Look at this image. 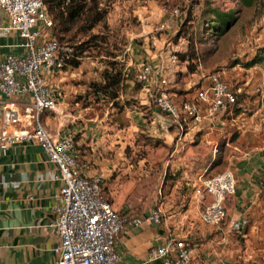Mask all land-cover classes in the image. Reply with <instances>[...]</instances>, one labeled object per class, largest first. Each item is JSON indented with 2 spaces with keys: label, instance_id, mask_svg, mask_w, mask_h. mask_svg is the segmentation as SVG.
<instances>
[{
  "label": "rangeland",
  "instance_id": "obj_1",
  "mask_svg": "<svg viewBox=\"0 0 264 264\" xmlns=\"http://www.w3.org/2000/svg\"><path fill=\"white\" fill-rule=\"evenodd\" d=\"M90 1L102 15L91 29L82 32L81 20L74 19L66 24V30L54 32L60 44L70 49L72 61L77 62L75 67L63 66L49 81L59 108L65 113H61L62 119L71 123L67 125L73 131L74 124L83 127L86 123L89 127L83 130L90 131L85 138L86 149H91L87 153L90 166L108 169L105 174L99 170L95 173L102 177L103 193L113 203L112 208L129 209L138 216L158 206L162 219L175 214L174 210L183 212L194 183L184 171L203 168L212 153L193 145L191 158L188 156L189 161L185 162L189 168L171 154L170 141L178 130L170 119L169 127L160 124L153 109L139 105L134 74L146 62L143 53L164 49L168 42L175 56L177 52L194 49L195 70L203 74L215 71L227 84L228 80L234 82L235 73L244 71L239 61L248 59L264 43V0H253L250 6L241 5L239 0ZM172 7L178 9L174 17L169 14ZM207 9L234 11L232 24L217 37L207 32L205 20L213 18ZM167 19L172 23L169 29L154 30ZM162 32V47L156 46ZM259 65L249 67L246 74L250 76ZM172 67L178 86L191 78L184 62L176 61ZM110 68L119 70L122 77L115 86L113 100L102 98L90 87L91 82L99 81L102 70ZM217 155L207 174L221 171L214 168L219 162ZM182 179L189 182L184 199Z\"/></svg>",
  "mask_w": 264,
  "mask_h": 264
},
{
  "label": "crops",
  "instance_id": "obj_2",
  "mask_svg": "<svg viewBox=\"0 0 264 264\" xmlns=\"http://www.w3.org/2000/svg\"><path fill=\"white\" fill-rule=\"evenodd\" d=\"M162 33L156 46L161 44L162 47L165 32ZM16 43L18 38L14 32L0 29V59L6 53H20L21 49L15 46ZM157 49L153 53H143V59L154 64ZM167 64L174 69L173 64ZM263 64L257 66L250 76L246 74L250 68H243L244 71L235 73L234 82L228 80L239 94L236 105L220 110L213 117L205 116L197 127L184 133L176 131L174 140L170 141L171 154L185 168H189L185 162L189 161L193 145L201 148V151L212 153L203 168L184 169V173L191 175L189 180L193 181L200 172L208 173L213 169L209 164L217 154L219 162L214 164V168L232 171L235 192L224 199L226 219L216 226L201 223L190 194L191 187L183 212L174 210L175 214L161 219L159 224L143 221L135 228L124 227L115 241L119 256L117 264H161L158 259L147 260L146 252L150 246L161 244L168 234L184 238L192 245L190 264H264ZM197 73L198 70L190 72L191 78L180 86L177 85L179 80L172 83L170 92L175 100L193 95L198 85ZM137 91L139 105L153 109L160 124H171L168 116L156 110L145 98L142 87ZM1 100L5 99L0 95ZM12 100L21 107V102L26 98L13 97ZM200 110L205 113L204 104ZM60 111L63 113L62 109ZM62 116L43 111L41 121L51 133L58 135L64 127H68L67 124H71L66 123ZM81 126L80 123L72 126L75 129L74 143L83 147L79 167L87 175L97 170L105 174L108 171L106 167L90 166L91 158L87 153L91 149L85 146L86 134L90 135V131L83 130L89 128L86 123ZM14 128L6 123L0 102V131ZM57 176L56 166L46 159L41 148L33 141L17 142L0 149V264H54L55 255L51 247L57 242V235L47 223L53 218L51 206L56 202L54 193L61 184ZM181 182L184 187L189 184L185 179ZM185 190L186 187L183 189V199L186 198ZM236 219H242L245 223L241 228L232 230L230 221Z\"/></svg>",
  "mask_w": 264,
  "mask_h": 264
},
{
  "label": "built area",
  "instance_id": "obj_3",
  "mask_svg": "<svg viewBox=\"0 0 264 264\" xmlns=\"http://www.w3.org/2000/svg\"><path fill=\"white\" fill-rule=\"evenodd\" d=\"M169 14L176 16L178 9L172 7ZM171 24V19H167L154 30L165 31ZM50 25L42 0H0V29L14 32L18 38L15 46L21 49L18 54L6 53L0 59V95L5 99L0 101L1 108L6 123L15 126L13 130L0 131V149L17 142L33 141L56 166L61 184L54 193L53 218L47 223L57 235V242L51 247L54 264H117L118 234L125 226L135 228L143 221L159 224L161 210L155 206L142 216H128L112 208L101 192V175H87L77 164L75 132L64 127L54 135L42 123L43 111L57 116L62 113L49 81L61 70L68 57L65 51H69L48 36ZM176 61L166 42L164 49L155 51V63H141L134 76L145 98L168 116L178 133L197 127L205 116L213 117L220 110L236 105V89L215 71L203 74L199 70L193 95L175 100L170 93L175 71L167 67V62L175 64ZM13 97L26 98V101L19 107ZM202 104L205 113L200 110ZM234 192L235 180L230 169L198 173L192 185V196L199 221L208 226L221 224L226 219L224 199ZM244 223L242 219L232 220L230 228L237 230ZM192 249L184 238L168 234L161 244L147 249L146 259H158L161 264H190Z\"/></svg>",
  "mask_w": 264,
  "mask_h": 264
},
{
  "label": "trees",
  "instance_id": "obj_4",
  "mask_svg": "<svg viewBox=\"0 0 264 264\" xmlns=\"http://www.w3.org/2000/svg\"><path fill=\"white\" fill-rule=\"evenodd\" d=\"M43 6L47 16L51 20V25L48 28V36L57 40L61 47H66V45L60 44L59 40L56 36H54V32L61 33L62 30H66V24L73 21L74 19H80L81 24L80 30L82 32L91 29L95 23L102 16L99 12L95 11L92 2L89 0L88 3H85V0H42ZM253 0H239L241 5L250 6ZM212 15L213 18H207L205 21L207 22V32L214 36H219L225 32V30L232 24L234 20V11L230 12H221L216 9H207ZM83 44V43H82ZM67 48V47H66ZM68 54V57L64 59V65H72L76 66L77 62L72 61L70 49L69 51H65ZM177 62H184L187 70L189 72H194L197 58L194 49L190 48L185 52H177L176 53ZM238 60V59H237ZM237 63V61H235ZM264 63V43L257 46L255 51L251 54V56L243 61H239V64L243 68H249L256 64ZM62 66V68H63ZM61 68V69H62ZM113 68V67H112ZM120 71L115 69L102 70L100 73L99 81H93L90 83L91 91L95 94H99L102 98L105 97L109 100H113L116 96L114 89L115 86L119 83L122 77H120ZM126 77V74L124 75ZM137 89H139V83H136ZM238 95L235 94L236 102H238ZM97 98V97H96ZM74 148L77 151V164L79 166L80 156L84 154L82 152V145L79 147L74 143ZM80 168V167H79ZM101 192L103 193L102 188V179L100 182ZM105 196V195H104ZM106 197V196H105ZM109 201V199L106 197ZM110 202V201H109ZM123 214L128 216H137L131 214L129 209L122 211ZM142 216V215H138ZM188 242L187 240H185ZM189 243V242H188Z\"/></svg>",
  "mask_w": 264,
  "mask_h": 264
}]
</instances>
